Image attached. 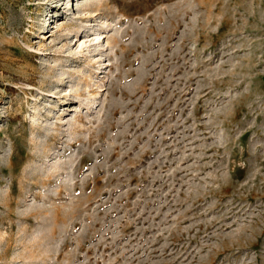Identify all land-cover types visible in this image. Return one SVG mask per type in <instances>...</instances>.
Returning a JSON list of instances; mask_svg holds the SVG:
<instances>
[{
    "label": "rangeland",
    "instance_id": "374dc122",
    "mask_svg": "<svg viewBox=\"0 0 264 264\" xmlns=\"http://www.w3.org/2000/svg\"><path fill=\"white\" fill-rule=\"evenodd\" d=\"M0 264H264V0H0Z\"/></svg>",
    "mask_w": 264,
    "mask_h": 264
}]
</instances>
